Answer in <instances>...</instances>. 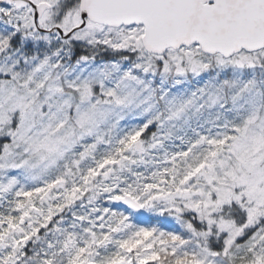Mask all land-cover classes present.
I'll return each instance as SVG.
<instances>
[{"label":"snow or ice","instance_id":"1","mask_svg":"<svg viewBox=\"0 0 264 264\" xmlns=\"http://www.w3.org/2000/svg\"><path fill=\"white\" fill-rule=\"evenodd\" d=\"M0 264H264V0H0Z\"/></svg>","mask_w":264,"mask_h":264}]
</instances>
